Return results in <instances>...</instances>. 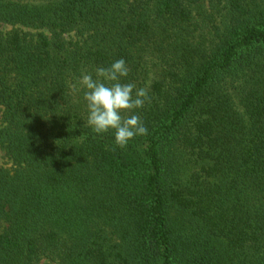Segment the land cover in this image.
I'll return each mask as SVG.
<instances>
[{
    "label": "trees",
    "instance_id": "trees-1",
    "mask_svg": "<svg viewBox=\"0 0 264 264\" xmlns=\"http://www.w3.org/2000/svg\"><path fill=\"white\" fill-rule=\"evenodd\" d=\"M120 58L124 147L77 85ZM0 115V264H264V0H0Z\"/></svg>",
    "mask_w": 264,
    "mask_h": 264
},
{
    "label": "clouds",
    "instance_id": "clouds-1",
    "mask_svg": "<svg viewBox=\"0 0 264 264\" xmlns=\"http://www.w3.org/2000/svg\"><path fill=\"white\" fill-rule=\"evenodd\" d=\"M129 75V68L123 58L115 60L108 67H98L95 75L84 72L77 85L84 89L86 104V127L96 135L113 132L114 143L124 147L135 137L148 134L147 127L135 112L150 103L148 90L136 88L133 83H122ZM132 113L124 116L122 113Z\"/></svg>",
    "mask_w": 264,
    "mask_h": 264
},
{
    "label": "rangeland",
    "instance_id": "rangeland-1",
    "mask_svg": "<svg viewBox=\"0 0 264 264\" xmlns=\"http://www.w3.org/2000/svg\"><path fill=\"white\" fill-rule=\"evenodd\" d=\"M2 28L7 29V27L5 25H2ZM0 122H1V115H0ZM7 163H8L7 157L4 155V153L0 149V165H7ZM47 262L48 261H45V263H47Z\"/></svg>",
    "mask_w": 264,
    "mask_h": 264
}]
</instances>
